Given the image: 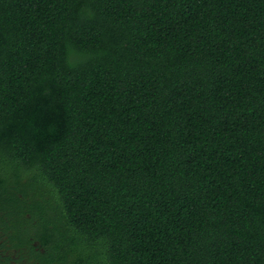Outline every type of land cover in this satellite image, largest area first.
Returning <instances> with one entry per match:
<instances>
[{"label":"trees","instance_id":"1","mask_svg":"<svg viewBox=\"0 0 264 264\" xmlns=\"http://www.w3.org/2000/svg\"><path fill=\"white\" fill-rule=\"evenodd\" d=\"M0 230L37 264H264V0H0Z\"/></svg>","mask_w":264,"mask_h":264},{"label":"flooded vegetation","instance_id":"2","mask_svg":"<svg viewBox=\"0 0 264 264\" xmlns=\"http://www.w3.org/2000/svg\"><path fill=\"white\" fill-rule=\"evenodd\" d=\"M7 237L5 230H0V264H6L7 261L10 264H37L36 258L29 253L28 249L23 250L18 246L19 241L13 242Z\"/></svg>","mask_w":264,"mask_h":264}]
</instances>
